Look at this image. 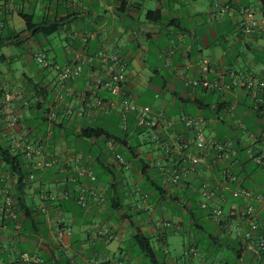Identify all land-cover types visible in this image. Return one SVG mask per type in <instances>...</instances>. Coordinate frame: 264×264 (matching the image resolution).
<instances>
[{
  "label": "crops",
  "instance_id": "obj_1",
  "mask_svg": "<svg viewBox=\"0 0 264 264\" xmlns=\"http://www.w3.org/2000/svg\"><path fill=\"white\" fill-rule=\"evenodd\" d=\"M215 1L229 4L233 11H215ZM242 7L259 13L262 4L260 0H0V88L2 94L30 101L27 108L21 106L20 98L13 103L18 133L56 155L72 153L83 165L93 166L97 176L89 184L85 178L71 181L73 173L61 166L34 172L21 156L26 171L19 196L25 209L12 220L0 217V264H18L24 253L40 259L38 264H264V250L255 254L237 235L235 229L245 233L248 225L233 211L226 218L231 228L226 222L214 224L201 210L200 214L171 210L173 204L180 208L186 204V191L193 193L198 207V179L190 175L177 186L165 185L158 168L165 164V157L151 133L135 125L134 115L129 130L122 131L120 99L103 90L95 97L87 93L97 76L96 63L88 60L105 49L125 62L129 102L149 105L153 113L170 117L201 115L212 120L218 134L221 128L229 133L232 119L223 109L232 97L195 93L184 88L181 77L187 75V60L195 64L207 60L215 69H233L242 76L264 75V37L240 33L238 11ZM23 16H32L36 25L63 22L55 34L43 37L27 30ZM39 53L47 66L35 62L34 55ZM79 60L83 61L81 75L61 82L58 70ZM187 73L197 78L200 69L195 65ZM175 93L187 102H172ZM81 96H86L83 103ZM195 98L203 103L202 108L193 104ZM68 109L83 112L67 119L64 113ZM192 109L198 113L192 114ZM51 112L57 121L47 138ZM237 112L242 121L252 117L245 106ZM84 126L108 128L119 135L127 147L115 142L116 149L123 159V153H129L131 160L124 159L129 168L124 170L113 162L107 140L77 137ZM177 128L182 130L181 125ZM144 132L155 146L141 151L130 145V139L137 141ZM158 133L164 140L165 130ZM0 145L8 146L1 112ZM30 173L34 174L32 180L28 179ZM116 173L127 178L118 183ZM15 181L0 161V189L7 186L12 193ZM247 182L252 191L264 193L260 172ZM79 187L94 193L86 207L75 203ZM64 191L69 194L67 199L61 198ZM99 195L103 202L96 200ZM165 205L169 207L165 209ZM255 221L257 229L250 242L254 247L264 231L263 207L257 210ZM66 229L71 231L69 236ZM138 232L149 240L154 259L135 243ZM181 233L184 239L178 251L174 240ZM187 246L196 250L195 258L185 259Z\"/></svg>",
  "mask_w": 264,
  "mask_h": 264
},
{
  "label": "built area",
  "instance_id": "obj_2",
  "mask_svg": "<svg viewBox=\"0 0 264 264\" xmlns=\"http://www.w3.org/2000/svg\"><path fill=\"white\" fill-rule=\"evenodd\" d=\"M242 2L243 0H235ZM262 9L257 13L252 8L242 7L238 11L240 19L238 28L242 35L257 34L264 37V0H260ZM263 2V3H262ZM213 9L221 12H231L233 8L229 4L215 1ZM258 16V17H257ZM169 56L172 52H168ZM80 59L85 57L79 56ZM34 60L37 64L47 66L48 63L42 54H35ZM89 62L96 63L97 76L87 88L88 95L95 97L99 90L109 93L112 97L120 99L121 103V129L127 132L131 127V115H134L135 125L151 133V139L157 142L159 149L165 157V164H159L160 175L165 185L177 186L185 176L193 175L198 179L196 186L197 206L201 211L206 212L214 224L221 226L226 222L230 211H233L248 225V231L235 229L248 248L255 254L264 250V231L254 247L250 244L252 232L257 229L255 216L260 207L264 208V193H256L243 186L242 178L234 171L233 167L238 164V149L235 145V138L227 132L222 136L212 127V120L201 115L181 114L178 117L167 116L161 113H153L149 105H139L129 102L125 93L127 84L126 65L124 60L118 56L109 54L105 49H100L96 55L89 58ZM79 60L71 65H66L58 70L59 80L69 82L77 79L82 73V63ZM197 65L200 69V76L191 78L187 72L193 70ZM187 75L181 77L184 88L205 94H219L231 96L223 109L225 115L232 119V126L228 130L235 129L242 133V142L246 145V154L258 167L264 179V129L258 135L250 134L243 121L238 117L237 110L240 108L241 99H245L254 109L264 108V75L242 76L233 69H215L212 64L203 60L197 64L187 60L184 65ZM0 112L3 116V132L8 140V147L13 154L22 155L29 163L34 172L53 169L58 166L68 169L73 173L71 181H78L81 178L88 180L89 184L97 181L95 169L91 165H83L81 160L67 153L56 155L48 152L38 144L35 139L27 140L24 135L18 133L19 120L13 110V103L20 98L23 108L29 107V100L25 97H17L12 94H2ZM86 96H81V102H85ZM83 111L74 112L72 109L65 111V118L69 119L74 115H80ZM49 126L47 138L52 135V123L57 121L55 113L47 115ZM182 130H178V126ZM165 130V139L159 138L158 131ZM227 130V129H226ZM107 151L113 162L124 170L129 165L124 161L116 149V143L112 139L106 141ZM34 178L30 173L29 180ZM94 193L88 187H79L76 190L75 203L80 207H86L89 199ZM2 204L0 205V217L2 219H15L16 212L13 209V199L7 186L0 189ZM69 194L64 191L62 199H67ZM98 202L104 198L96 196ZM231 201V203L229 202ZM237 201H241L237 204ZM229 227H233L226 222ZM168 223L165 222V225ZM20 229L18 223L15 224ZM65 235L71 234L70 229L65 230ZM196 250L187 246L184 250L185 259L195 258ZM40 259L22 254L17 260L18 264H38Z\"/></svg>",
  "mask_w": 264,
  "mask_h": 264
},
{
  "label": "trees",
  "instance_id": "obj_3",
  "mask_svg": "<svg viewBox=\"0 0 264 264\" xmlns=\"http://www.w3.org/2000/svg\"><path fill=\"white\" fill-rule=\"evenodd\" d=\"M263 3V2H262ZM264 5V4H263ZM23 20L25 21L26 27L28 31H32L33 34H41L43 37H48L53 34H55L62 26V20H55L53 22H44L40 23L39 25H36L34 23V20L32 16H23ZM262 64H264V61H261ZM164 86L162 85L159 89L163 90ZM173 97L171 98L172 102L176 101H182V102H187L186 99H182L178 97V93H175L172 95ZM241 105L240 107L247 108V110H250L252 112V117H244L243 118V124L246 127V130L253 135H258L259 131L264 129V108L260 107L258 109H254L252 105H249L246 100L243 98L240 100ZM30 104V101H29ZM150 104V103H149ZM193 104L197 105L198 108H202L203 103H201L200 100L194 99ZM208 105H204V107H207ZM221 132L219 135L222 136L223 134V128L220 129ZM235 129H230L228 134L231 137L235 138V145L236 148L238 149V164L233 167V171L240 177L242 178L243 181V186L248 188L250 187V183L247 182V179H249L252 175L255 173H259L258 167L253 163L252 159L248 157L246 154V145L242 142V133L235 130ZM77 137L88 140V139H101V140H114L117 142L119 145H123L124 147L126 146V143L124 140H122L119 135H116L113 133V131L109 130L108 128L104 127H89V126H84L81 127L80 130L77 132ZM129 151H132V148H128ZM22 155L20 154H13L8 146L0 145V161L3 163V165L11 172L16 178L15 181V190L11 193L12 199H13V209L17 213V217L19 216V213L24 210V205H22V201L19 196V191L23 187V183L25 180V171H26V165L24 161L21 158ZM252 164L254 166H252ZM189 191H186L185 193V205H181V209L185 210L186 212H189V214L193 213L191 208L188 206L187 201H192L193 203H196V199L194 196V199H191L190 197L187 196V193ZM135 243L139 247V249L145 253L147 256L151 257L154 259V253L153 250L150 246L149 240L143 236L141 233H137L135 236Z\"/></svg>",
  "mask_w": 264,
  "mask_h": 264
},
{
  "label": "rangeland",
  "instance_id": "obj_4",
  "mask_svg": "<svg viewBox=\"0 0 264 264\" xmlns=\"http://www.w3.org/2000/svg\"><path fill=\"white\" fill-rule=\"evenodd\" d=\"M191 113L192 114H197L198 112L195 109H192L191 110ZM203 113H201V114H203ZM130 145L139 148L141 151H145V149H147L149 147L155 146V144L152 142V140L150 139V137L148 136V134L145 133V132L143 134H141V136H139V139H137V141H133V139H130ZM123 157H124V159L127 162L131 160V156L129 155L128 152H124L123 153ZM252 166H254V165L252 164ZM115 176H116V180L118 181V183H120L122 181V179H124L125 177L127 178V175L126 174L122 176L121 173H116ZM139 181L142 182V184L143 183L144 184L146 183L145 182L146 180H145L144 177H139ZM187 196L190 197L191 199H194V195H193V193L191 191H189L187 193ZM187 204L191 208L192 212H195L197 214H200L201 213L200 210L198 209V207H196V203H193V200L192 201H187ZM168 207H169L168 205H165V209L168 208ZM173 209L176 210V211L184 212L185 214L186 213H189V212H186L184 210L183 211L180 210L181 208L179 206H177L176 204H173L171 206V210H173ZM183 239H184V236L181 233L174 240V242H175L174 248H176L178 251L179 250H182V242H183Z\"/></svg>",
  "mask_w": 264,
  "mask_h": 264
}]
</instances>
